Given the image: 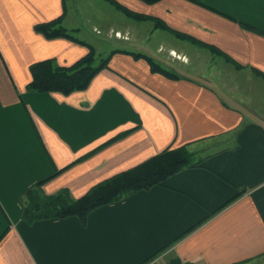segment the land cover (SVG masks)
<instances>
[{
	"label": "crops",
	"instance_id": "0c3cea01",
	"mask_svg": "<svg viewBox=\"0 0 264 264\" xmlns=\"http://www.w3.org/2000/svg\"><path fill=\"white\" fill-rule=\"evenodd\" d=\"M113 1L167 29L89 0L110 59L85 90L65 96L27 86L30 65L68 67L88 53L34 30L61 18L81 34L66 0L65 10L63 0H0V264H264V106L255 103L264 90V0ZM174 56L221 60L253 84L207 78L217 73ZM182 146L195 166L91 211L84 224L22 219L25 194L41 182L42 195L66 190L76 200Z\"/></svg>",
	"mask_w": 264,
	"mask_h": 264
},
{
	"label": "trees",
	"instance_id": "16d2710c",
	"mask_svg": "<svg viewBox=\"0 0 264 264\" xmlns=\"http://www.w3.org/2000/svg\"><path fill=\"white\" fill-rule=\"evenodd\" d=\"M122 10L127 16L135 17L137 20H150L156 28L167 27L158 20L132 14L122 8L113 0H107ZM145 4L152 5L160 0H139ZM65 10V0H63ZM61 18L35 26V32L46 39L65 38L80 44L88 49V53L80 60L68 67L58 66L53 59L36 62L29 67L31 81L27 86L28 91L35 93H59L69 95L76 91L85 90L93 78L102 70L106 69L110 56L97 61L93 46L78 40L73 36L76 31L68 32L60 26ZM244 27L249 28L244 25ZM134 59H143L153 73L161 74L170 79H178L176 74L170 73L162 68L151 58L129 53ZM263 76V75H262ZM121 133L109 140L99 148L122 138ZM198 163L195 157L188 151L186 146L175 149H165L144 163L120 173L111 179L98 183L79 199H72L66 190L60 191L54 196L42 195L40 186L36 185L25 194L22 219L27 223L40 220L65 219L68 217L78 218L82 224L85 223L88 214L105 205L116 203L126 196L154 186L162 185L169 177L184 168L193 167ZM153 258V257H152ZM151 258L143 264L149 262Z\"/></svg>",
	"mask_w": 264,
	"mask_h": 264
},
{
	"label": "rangeland",
	"instance_id": "374dc122",
	"mask_svg": "<svg viewBox=\"0 0 264 264\" xmlns=\"http://www.w3.org/2000/svg\"><path fill=\"white\" fill-rule=\"evenodd\" d=\"M88 1L89 0H66L67 5L70 8V13H71L70 19H71V22L73 23L72 26L77 27L81 31V34L74 35L75 33H73L74 37L79 38V39L82 38L86 40L87 42H89L95 50L96 58L98 61L104 58L109 51L108 49H106V47H103L102 42L98 40L99 35L97 32V29H95L93 32V25H96V28L97 26L100 27V25H99L98 19L92 17V15L95 14L97 11L88 5L85 7V4H88ZM90 1H94V0H90ZM173 59L174 60H171V61L175 63L186 61L183 57L177 59V57L174 56ZM196 61L198 62V65H196L197 63ZM186 63H190L189 64L190 68L196 69L198 72H201L203 68H205L209 72L213 70L217 73V74L207 73L206 75H203V76H206L207 78L212 77V79H215V80L222 79V80L231 81L232 83L236 82V83H239L240 85L245 84L247 87H250L253 84L252 77L250 75L241 74V73L238 74V73L232 72L233 71L232 68H226L223 65L221 60L216 61L215 59H212L210 57L209 58L200 57L198 59L192 58L191 61L187 60ZM195 65L197 66V68L195 67ZM189 74L196 76L194 75V73H189ZM199 76L202 77V74H200ZM238 95L241 96L242 92L239 93ZM259 98H260L259 99L260 101H257L255 103H258L259 105L262 103L264 106V90H263V93L259 96ZM158 260L162 261V259L160 258ZM156 262L157 261H152V264H156ZM160 263L162 264V262H159L157 264H160Z\"/></svg>",
	"mask_w": 264,
	"mask_h": 264
}]
</instances>
